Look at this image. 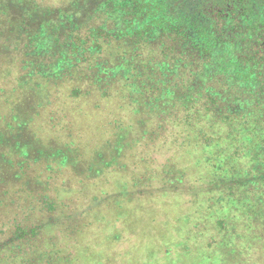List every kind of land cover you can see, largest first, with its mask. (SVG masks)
Returning a JSON list of instances; mask_svg holds the SVG:
<instances>
[{"label":"trees","instance_id":"1","mask_svg":"<svg viewBox=\"0 0 264 264\" xmlns=\"http://www.w3.org/2000/svg\"><path fill=\"white\" fill-rule=\"evenodd\" d=\"M91 1L80 0L68 10L45 7L37 0H0V45L11 39L24 44V55L16 62L22 70L12 68L10 73L17 79L8 101L11 117L0 116L4 119L0 121V183H6L0 208L6 205L7 222L15 227L14 238L0 243V264L2 259L6 262V255L12 259L7 264H91V248L80 242L87 226L85 222L78 225L76 218L86 216L90 222H98L103 232L101 224L106 219L91 214L104 199L94 196L80 216L64 215L76 227L69 228L72 238L61 233L70 245L56 246L57 238L50 231L65 213V204L49 192L48 184L39 181L40 174H47L48 182L65 172L99 178L111 171L115 180L121 159L125 169L133 159L134 145L143 141L156 152L160 139L146 138H159L162 132L174 137L177 131L173 154L181 161L172 159L161 171L151 165L139 170L137 189L155 177L171 186L187 180L211 184L214 189L235 182L238 188H232L231 194L216 193L207 202L223 209L243 200L245 209L250 200L241 191L247 186L245 180L264 188V0H95L94 6L84 5ZM87 8L89 26L77 14L78 9L85 12ZM6 52V47L0 48V69H5L0 75L6 74V67H1ZM80 66L87 72H78ZM75 74L77 79L89 81L93 90L63 85ZM52 84L55 87L50 92ZM118 84L123 98L136 105L133 112L139 117V140H125L127 128L117 127L114 145L95 151L84 163L78 133L66 135L69 129L58 121L57 132L46 125L36 126L39 110H46L45 105L52 101L60 103L61 98L55 96L62 92L74 99L96 95L101 101L108 100L112 96L107 95L109 89ZM118 90L112 88V94ZM47 136L54 142L48 143ZM247 154L254 155L251 170L238 159ZM141 162L150 163L148 159ZM130 184L122 186L124 201L135 190ZM109 190L114 194L108 200L119 202L121 195ZM255 196L262 200L264 195ZM8 202L16 210L29 206V220L39 213L48 215V223L53 222L28 227L13 220L20 215L8 208ZM34 203L41 204L38 211ZM119 207L116 218L133 215L124 205ZM251 209L256 212L258 207ZM74 246L76 250H72ZM140 253L146 256L145 251Z\"/></svg>","mask_w":264,"mask_h":264},{"label":"rangeland","instance_id":"2","mask_svg":"<svg viewBox=\"0 0 264 264\" xmlns=\"http://www.w3.org/2000/svg\"><path fill=\"white\" fill-rule=\"evenodd\" d=\"M37 1L45 7L69 8L68 10H71L80 0ZM94 1L84 5L89 8L94 6ZM88 8L85 12L78 9L77 14L80 16L79 21L89 26L91 20L88 19L90 14ZM7 27L6 30L9 29ZM6 35L3 36L8 38V33ZM18 37L19 35H16V39ZM13 41V39L6 40V43L2 42L0 45V48L6 47L8 51L6 52V63L3 62L1 66L6 67V74L0 75V116L6 113V120L11 117L12 105L8 102L13 97L11 87L17 81L14 79V75L10 76L11 69L22 70L21 63L16 62L21 60L19 59L21 55H24L21 49L24 44L22 42L16 44ZM0 70L2 72L5 69ZM83 71L87 72L80 66L78 72ZM68 79H70L69 82L63 85L80 86L85 91L91 87L89 81L77 79L76 74ZM52 86L54 84L50 85V92L54 91ZM112 88L119 89L118 93L112 94ZM89 90L92 91L93 88ZM122 90L123 88L119 84L118 86L112 85L107 93L112 96L108 100L101 101L96 95L74 99L64 91L65 93L62 92L55 96V98H61L60 103L52 101L45 105L46 110H39L41 115L35 120L36 126L41 125L43 128L46 125L52 132H57L54 127L58 122H63L69 129L67 133L65 132L66 135L75 131L81 137L80 145L86 157L84 163H87L95 151L102 150L107 144L116 142L117 127L124 125L127 128L128 133L125 140L141 138L138 126L139 117L133 112L136 105L133 100L123 98L124 93H120ZM9 94L12 95L9 96ZM140 112L145 116L144 110H140ZM3 120L0 118V121ZM49 120H53L52 123ZM151 125L152 122L149 121L150 128ZM147 129L149 128L145 125V130ZM164 133L162 132L159 138H146L147 140L160 139L156 152L152 149V145L147 146L143 144V141H139L141 143L137 146L134 145L130 152L133 159L129 161V165L126 164L128 166L126 169L123 167L125 164L121 159V166L117 168L120 173L117 172L113 175L115 180L111 178L113 174L111 171L99 178L65 172L48 182L45 181L48 179V175L40 174L39 181L48 184L49 192H52L53 196L65 204H62L65 213L60 214L57 220L58 225L50 231L52 236L55 235L57 238L54 241L56 246L70 245V242L64 239L62 234L67 238H72L68 234L72 232V229L69 228L76 227V222L73 225L71 220H67L64 215L71 213V215L80 216L83 213V208L92 203L94 196H99L101 201L103 199L104 201L91 215H97L102 220L106 219V224L105 221L101 224H104L103 232L100 231L98 222H90L86 216L79 217V220L76 218L78 225L85 222L84 225L88 227L85 229L86 233L84 232L80 236V242L82 247L91 248L88 256L91 264H264V196L262 200H258V197L255 196L258 193L264 195V188L257 183L252 184L249 178L245 180L247 186L241 189L244 193L243 196L250 198L245 209L242 207L243 200L235 201L223 209L220 206L213 208V204L207 202L213 194L218 193L215 196L223 194V192L231 194L232 188H238L235 182L228 181L223 184L224 186L214 189L211 184L189 183L187 180L177 186H171L155 177L147 185L138 186V188H142L135 187L137 184L135 175L139 173V170L145 169L147 165H151L155 171H161L164 165L172 159L181 161L177 153L173 154L172 143L175 141L177 131L174 137ZM47 139L48 143L54 142L53 137L47 136ZM162 143L164 147L160 148ZM253 156V154H247L243 159L238 158L246 170H251L249 162L253 160ZM147 159L150 163L141 162L142 160L147 161ZM248 175L250 176V174ZM31 177L33 179L32 175ZM127 182L131 183L130 186L137 191L130 190V197L124 201L122 186ZM30 183L33 182L30 181ZM5 185L6 183H0V199L2 201L6 198L3 193L6 190L3 188ZM110 187L121 195L117 198L119 202L108 200L114 194L109 190ZM8 203L10 204L8 208L15 211L14 214L17 212L16 214L20 215V217H13V220L17 219L18 222L26 223L28 227L48 223V215L35 212L36 214L29 220L27 216L32 211L29 206L23 207V209L20 206L16 210L15 205H12L11 202ZM120 205H124L125 209H128L133 215L129 217L130 214L124 212L127 214V219L116 218L115 215L121 213L118 209ZM130 206H134V209ZM255 206L258 207L256 212L251 209ZM33 207L38 211L41 204L34 203ZM208 210L213 212L209 213ZM7 219L5 205L0 208V243L14 238L15 227L8 224ZM76 231L73 234L77 236L79 233ZM104 234L108 237H104ZM80 249L81 247L78 248V250ZM100 249L102 251H99ZM72 250H76V246ZM140 251H145L146 256H143ZM147 254L150 255L149 258ZM11 260L10 256L6 255V262L4 259L1 261L3 264H7ZM79 264H84V262L79 261Z\"/></svg>","mask_w":264,"mask_h":264}]
</instances>
